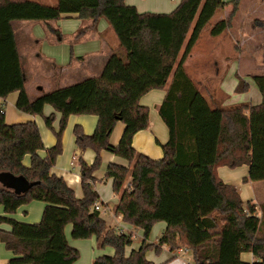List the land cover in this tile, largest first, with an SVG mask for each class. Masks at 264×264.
I'll return each mask as SVG.
<instances>
[{"label":"trees","instance_id":"obj_1","mask_svg":"<svg viewBox=\"0 0 264 264\" xmlns=\"http://www.w3.org/2000/svg\"><path fill=\"white\" fill-rule=\"evenodd\" d=\"M242 0H180L169 13L139 12L125 0H0V242L13 254L7 264H75L79 250L71 246L64 228L71 224L73 239L95 236L99 246L113 248L92 264H154L145 256L167 245L171 251L184 246L193 264H264V202L258 206L241 200L238 188L223 182L218 166L248 165L244 181L264 180V74L251 78L261 94L258 104L222 106L203 95L184 65L201 31L217 10L232 5L231 15ZM80 19L103 18L114 31L122 53L114 51L97 77L28 98L12 20H58L66 14ZM230 25L221 18L210 28L218 36ZM170 81L167 85V81ZM166 89L158 113L168 130L161 144L163 156L152 159L132 146L133 135L148 127L149 110L140 97L152 89ZM249 83L237 75L236 93ZM17 91L19 111L42 115L45 105L60 113L56 142L45 147L34 121L7 124L4 99ZM71 114L97 117L94 131L73 128L79 152L80 187L76 197L62 176L51 172L62 151L61 133ZM54 114L44 117L52 129ZM124 129L116 145L109 136L116 122ZM91 148L89 164L81 154ZM128 161V166L109 163L105 176L118 195L114 213L146 238L152 225L164 221L163 234L154 244L145 241L128 255L125 248L132 234L107 226L93 205L99 195L93 188V172L100 166V151ZM43 151V154H40ZM29 156L26 165L24 157ZM21 178L26 187L8 185V178ZM33 200L43 201L41 218L26 223L11 214ZM249 252L255 261L241 259Z\"/></svg>","mask_w":264,"mask_h":264},{"label":"crops","instance_id":"obj_2","mask_svg":"<svg viewBox=\"0 0 264 264\" xmlns=\"http://www.w3.org/2000/svg\"><path fill=\"white\" fill-rule=\"evenodd\" d=\"M36 1L51 5L52 3L49 2H53V4L56 2V0H36ZM125 2L129 5H134L139 12L160 13V12L148 11L146 9L140 8L139 2H137L136 0H125ZM62 17H67L72 19L73 25L70 26L68 24H64V22L60 20H48V21H44L42 24L44 25L45 32H47L48 35L50 34L54 36V39L51 38L50 40L52 43L51 47L59 48L58 51L55 50V48L53 49L55 51H42L41 46L38 47L39 40H41L39 39V36L41 34V30H40L41 28H40V24H38L37 21H42V20H12L11 21L15 45L19 55L21 70L24 77L25 88H26L27 78H31V80H33L35 75L38 77V79L35 81L33 85V87L35 88V92H31V90L29 91V89L26 88V92L30 100H34L36 97L40 96L43 92H47L49 90L56 88H61L62 86H66L89 77L99 76L107 58L115 50H117L116 41L114 35L112 34L113 30L105 19L101 18L96 22H94L92 19H80L78 18L77 14L74 13L66 14L63 15ZM45 36L47 35L45 34ZM73 38H74L73 40L74 42H71V39ZM42 52H47V53H42ZM43 65L46 66L48 72H50L49 80L46 81L52 84L50 85L51 86L50 88L52 89L49 90L43 89V86H41V84H43V82L41 83V80L43 79L37 75L38 71L35 70L39 66L43 67ZM44 68L45 67H43V69ZM43 69L41 71H43ZM33 70L34 73L32 74ZM40 74L41 72L39 71V75ZM237 75L243 78L237 72H234L231 75H229L226 78V80L225 78H221V79L218 78L220 80L219 83L220 85L217 88V90L215 89V93L219 91L218 100L213 95L214 94L212 92L213 87L209 86L208 84L203 85L205 88L204 91L206 92L205 95L208 98L217 101V103H220L222 106H231L238 103H246L247 101H241L242 98L240 97L234 96L231 98L232 94L236 93L235 87L237 85ZM252 76H250L249 82L245 79L249 83V86L250 83H253L251 82L253 81L251 78ZM170 78L171 77H169L167 81V85L170 81ZM210 80L211 78L209 79V81ZM165 93H166L165 88L152 89L149 90L147 93L143 94L139 100L140 104L148 107L149 124L147 128L139 130L133 135L132 146L137 151L149 156L150 158H161L163 156V150L161 144L166 142L168 139L167 127L158 113V107L161 104L165 96ZM17 97H18V92L14 91L9 93L4 99L5 122L21 123L27 121H34L39 128L43 145L45 147H50L54 145V143L56 142L55 133L52 134L51 131L48 130L50 128H48L45 125L44 117L49 115L50 113H53L54 121L56 119L59 122L60 113L55 110L52 111L53 108L51 106L45 105L43 108L42 115L27 114L25 112L19 111L16 108L15 103ZM96 122H97V117L92 114H71L68 116L65 127L61 133L62 151L57 156L55 160V164L51 169V172L55 173L58 176H62L71 188H73L76 185H80V171L79 173H73L71 171H68L67 170L68 165H66L71 150V145H70L71 138L72 137L74 138L73 128L75 125H79L85 134H91L95 129ZM58 127H59V123H58ZM52 129H54V132L57 130L55 129L54 126ZM123 129H124V124L120 121L116 122L109 136V142H111L112 144L118 142L123 132ZM75 148L77 150L76 146ZM43 153H44L43 151H40V154ZM83 154L84 156H87L88 159L87 158L86 159L89 163L93 161L94 153L87 152L85 149L82 152L81 156ZM77 160L78 157L75 153V150H73V153L71 155V160L69 162L70 166H74ZM105 160H107V162L109 163H116L123 166L129 165L127 160L121 157L119 158L118 156L112 153L108 154L105 157ZM23 162L26 165L29 163L28 155L24 157ZM248 169H249L248 165L246 164L234 168H231L226 165H221L217 167L216 173L223 182L227 184H231L238 188L241 200L250 201L256 206H258L260 203L264 202V180L245 182L243 179L244 177L247 176ZM98 201L99 203L102 204V206L104 205V208L105 207L106 209L108 208L105 205V203H103L102 200H98ZM29 203L27 204L28 206L26 208L31 211L33 206L32 204ZM3 213H4L3 207L0 205V214ZM25 214H29L28 211L24 210V207L20 206L15 212V217L18 220H23L22 218H25V216H23ZM163 223L164 226H162L163 228L162 234L166 227V223L164 221ZM0 228L7 231L10 229V227L5 224L1 225ZM64 233L69 243L68 234H70L71 236V229L70 231L68 230L66 232L64 228ZM147 239L148 236L146 238L143 236V240L141 241V243L145 241L146 244H154V243H148ZM131 250L125 248V254L128 255ZM160 251L164 253L163 258L157 260L156 259L157 256L150 258L147 255L146 258L148 260H151L154 264H190L189 261H191V259L188 258V252L190 251L189 249H187L183 253H179L178 250L171 251L167 245H163L160 247L158 253H160ZM12 256H13L12 252L5 248L3 242H0V260H6L7 258H10ZM98 256H91L87 264H92L93 260ZM241 259L249 263L255 261V258L251 253H247V254L242 253ZM192 260H193V255H192ZM78 261L79 259L76 261L75 264H78Z\"/></svg>","mask_w":264,"mask_h":264},{"label":"rangeland","instance_id":"obj_3","mask_svg":"<svg viewBox=\"0 0 264 264\" xmlns=\"http://www.w3.org/2000/svg\"><path fill=\"white\" fill-rule=\"evenodd\" d=\"M139 2V7L142 9H146L148 11H156L160 13H169L171 12L176 5L180 2V0H136ZM230 1V0H225ZM52 3L53 2H49ZM232 5L230 3L226 4L223 9L217 10L213 17L211 18L209 24L201 31L195 46L189 57L187 58L184 68L187 74L191 77L193 81H196L198 85V89L201 91L203 95L206 94L204 91L203 85H209L213 87L212 93L214 97L218 100L219 98V91L215 93V89L219 87V83L221 78H226L234 72H237L241 75L244 79L249 82L250 76L252 75H260L264 74V0H242L236 10L231 15ZM226 18L229 19L230 25L227 29H225L221 34L218 36H212L210 34L211 26L219 19ZM64 24L73 25V20L67 17H61L58 19ZM40 24L41 34L39 36V44L38 47L41 46L42 51H55L59 50V48H52L51 38L54 39V36L48 35L47 32L44 30V21H37ZM45 34L47 36H45ZM114 35L117 51L118 53H122V48L119 45L118 39L115 33L112 31ZM52 39V40H53ZM71 39V42H74ZM47 53V52H42ZM53 53V52H52ZM43 67H45L43 69ZM39 66L35 70L38 71L37 75L42 78L41 86L43 89L49 90L52 85L50 82H46L49 80L50 72L46 66L43 65ZM43 69V71H41ZM39 71L41 74L39 75ZM48 72V73H47ZM34 70L32 71V74ZM48 75V76H47ZM211 80L209 81V79ZM219 78V79H218ZM38 77L35 75L33 80L31 78H27L26 81V88L31 90V92H35V88L33 87L35 81ZM45 81V82H44ZM79 82V81H77ZM74 82V83H77ZM253 82V81H251ZM72 83V84H74ZM253 84V85H251ZM71 85V84H69ZM68 86V85H66ZM65 87V86H62ZM57 89V88H56ZM55 89L49 90L53 91ZM47 91V92H49ZM254 92V93H253ZM46 92H43L44 94ZM206 96V95H205ZM240 97L242 98L241 101H247L251 104H258L262 97L261 94L253 83H250V86L247 91L242 93H234L232 97ZM207 97V96H206ZM235 97V98H236ZM245 99V100H243ZM50 106V105H49ZM54 111V109L52 110ZM7 123V122H5ZM20 123V122H15ZM58 120L55 119L53 126L55 129L58 127ZM13 124V123H7ZM51 133H54V129H48ZM118 141V140H117ZM115 144H110L116 145ZM71 150L68 156V161L66 165H68L67 170L73 173H79V165L78 161H76L74 166H70L69 162L71 160V155L73 150L77 157L80 155L78 150H76L74 145V138H71ZM87 152H93L91 148L86 149ZM110 154L107 150L100 151V166L93 172V176L96 178L95 182L93 183V188L97 191L99 198L98 200H102L103 203L108 207L104 208V205L100 203V215L106 221L107 226L114 227L117 231L118 226H122L123 230L127 234H132V243L131 245L127 246L126 249H137L143 240V232L141 228H137L132 226L126 222H124L121 216H117L114 213V207L118 200V195L113 192L112 189V180L105 176V170L109 162L105 160V157ZM62 155V154H61ZM83 159L87 161V156L82 155ZM94 157V156H93ZM87 158V159H86ZM120 158V157H119ZM152 159H159V158H152ZM92 162V161H91ZM90 162V163H91ZM89 163V164H90ZM247 182V181H245ZM74 193L76 197L82 196V190L80 185H76L73 187ZM247 201H244L246 203ZM29 204H32L33 208L31 211L27 209V204L22 205L24 210L28 211L29 214H25V218H22L23 222L26 223H35L38 222L41 218L42 211L44 208V202L33 200ZM2 206V205H1ZM3 207V206H2ZM105 210V211H104ZM12 218H15V213L11 214ZM163 221L155 222L151 230L148 234V243H156L158 238L162 234V226ZM71 229V224H67L65 226L66 232ZM120 232V231H119ZM68 239L70 245L77 248L80 253V258L78 264H87L90 260L91 256H98V255H111L113 254V248L110 246H105L101 248L99 246V240L92 236L87 239H73L70 234H68ZM179 248H186L184 246H180ZM178 248V249H179ZM177 249V250H178ZM176 250V251H177ZM110 252V254H109ZM157 251L154 248L148 249L145 252V256L147 255L150 258L156 257L157 260L163 258L164 253L160 251V253H156ZM249 252H243V254H247ZM245 256V255H244ZM188 258L191 259L190 264H193L192 260V252H188ZM9 258L6 260H0V264H7Z\"/></svg>","mask_w":264,"mask_h":264},{"label":"water","instance_id":"obj_4","mask_svg":"<svg viewBox=\"0 0 264 264\" xmlns=\"http://www.w3.org/2000/svg\"><path fill=\"white\" fill-rule=\"evenodd\" d=\"M6 183H8V185H10L11 187H14L16 189H22V188L27 186L26 183L24 182V180L21 178L13 179L10 177L7 179Z\"/></svg>","mask_w":264,"mask_h":264},{"label":"built area","instance_id":"obj_5","mask_svg":"<svg viewBox=\"0 0 264 264\" xmlns=\"http://www.w3.org/2000/svg\"><path fill=\"white\" fill-rule=\"evenodd\" d=\"M100 203H99V201H97V202H95L94 203V205H93V208L95 209V210H100V205H99ZM120 232H123L124 230H123V228H122V226H118V228H117ZM134 234H133V232H132V236H133ZM187 250V248H179L178 249V251H179V253H183V252H185Z\"/></svg>","mask_w":264,"mask_h":264}]
</instances>
